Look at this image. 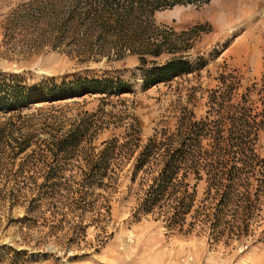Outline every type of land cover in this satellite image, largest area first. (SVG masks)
I'll return each mask as SVG.
<instances>
[{"label":"rangeland","instance_id":"1","mask_svg":"<svg viewBox=\"0 0 264 264\" xmlns=\"http://www.w3.org/2000/svg\"><path fill=\"white\" fill-rule=\"evenodd\" d=\"M27 1L0 0V74L20 77V85L27 87L40 82L60 86L86 78L107 79L123 89L117 95H85L20 109L21 115L30 117L24 119L27 129L14 136L27 137L29 148L12 157L1 153L6 150L4 140L0 145V264H264V204L250 234L226 243L225 238L215 240L198 229L183 233L166 228L162 219L136 212V186L130 183L141 148L162 129L173 132L184 108L200 120L224 96L226 105L245 102L253 112L263 109L264 0H210L200 7H174L170 16L168 10L156 12V24L175 33L200 25L204 31L189 37L183 70L167 83L148 87L146 75L162 66L168 54L155 59L156 65L140 67L136 56L81 63L48 50L22 55L4 44L5 17ZM9 115L0 113V122ZM80 120L104 123L90 137L96 151L113 138L122 143L130 123L137 125L140 148L123 161L111 189L95 184L75 209L71 202L76 195L70 191L76 186L71 181L82 179L86 164L82 157H54L48 142ZM86 143L83 140L81 146ZM256 147L264 156V128ZM45 179L66 182L70 190L63 189L62 197L51 189L43 194ZM196 190L198 202L205 183H198Z\"/></svg>","mask_w":264,"mask_h":264},{"label":"trees","instance_id":"2","mask_svg":"<svg viewBox=\"0 0 264 264\" xmlns=\"http://www.w3.org/2000/svg\"><path fill=\"white\" fill-rule=\"evenodd\" d=\"M209 2L29 0L5 17L2 42L22 55L48 50L81 63L136 56L143 67L147 63L156 65L155 59L168 54L170 57L162 66L146 75L144 86L148 87L167 83L178 75L185 65L183 53L191 47L189 37L204 31L200 25L175 33L156 24L155 13L177 6L200 7ZM148 57L153 60L148 61ZM21 80L0 74V113L10 114L0 122V145L4 140L6 149L1 153L12 157L30 146L27 137L14 136L27 129L28 120L24 119L30 116L21 115L22 107L85 95H117L123 89L107 79L79 78L60 86L40 82L30 87L20 85ZM217 99L219 96L213 97L214 105ZM226 101L222 96L221 103H216L213 111L200 120L184 108L173 132L162 129L148 139L134 159L130 178L136 186V212L162 219L166 228H178L183 233L198 229L215 240L225 238L226 243L250 234V226L260 219L264 204V156L256 152V140L264 128V102L260 112H253L245 102L226 105ZM103 124L99 120L74 121L60 137L52 136L48 142V151L54 157H82L86 164L82 179L71 181L76 186L70 191L76 195L71 202L75 209L95 184L111 189L123 161L132 159L140 148L137 125L130 123V132L122 143L113 138L96 151L90 137ZM50 132L57 131L53 128ZM83 140L88 143L81 146ZM200 182L205 183V190L203 198L196 202ZM41 187L43 194L51 189L59 197L63 189L70 190L68 183L51 179H45ZM90 202L88 205L92 206ZM105 204L109 214L107 199Z\"/></svg>","mask_w":264,"mask_h":264},{"label":"bare ground","instance_id":"3","mask_svg":"<svg viewBox=\"0 0 264 264\" xmlns=\"http://www.w3.org/2000/svg\"><path fill=\"white\" fill-rule=\"evenodd\" d=\"M175 10H176L175 8L172 9V10H168L167 13H169V14L166 13V15H167V16L172 15V14L174 13Z\"/></svg>","mask_w":264,"mask_h":264}]
</instances>
